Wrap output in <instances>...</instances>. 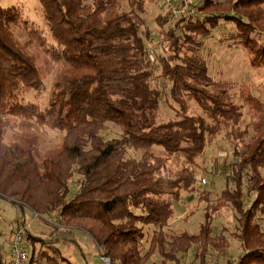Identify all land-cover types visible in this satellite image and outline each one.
Here are the masks:
<instances>
[{"label": "trees", "instance_id": "trees-1", "mask_svg": "<svg viewBox=\"0 0 264 264\" xmlns=\"http://www.w3.org/2000/svg\"><path fill=\"white\" fill-rule=\"evenodd\" d=\"M39 1L50 39L18 7H0V198L58 213L60 225L84 230L113 264H180L191 251L204 264L211 247L229 242L213 223L231 207L244 251L237 264H264V101L212 76L203 55L220 29L217 41L264 65V0H202L197 17L177 22L158 13L164 45L154 58L141 29L155 0ZM28 45L58 64L46 102ZM155 66L169 81L168 119L152 85ZM110 125L117 136L103 135ZM37 128L61 133L60 148L43 154ZM220 137L229 154L201 174L219 185L201 189L199 160ZM74 174L82 179L73 193ZM188 193L214 194L216 203L204 208L197 233L170 234L174 203Z\"/></svg>", "mask_w": 264, "mask_h": 264}, {"label": "rangeland", "instance_id": "rangeland-1", "mask_svg": "<svg viewBox=\"0 0 264 264\" xmlns=\"http://www.w3.org/2000/svg\"><path fill=\"white\" fill-rule=\"evenodd\" d=\"M11 6L18 7L22 14L35 22L50 39V31L45 24L39 0H0L1 8H8ZM166 10L167 8L163 0H155L153 3L147 5L144 15L146 22L141 29V33L149 45L150 55L152 58H154L157 54H163V28L157 25L154 19L158 13L166 15ZM167 27L168 25L166 28ZM13 29L18 39L24 44L27 37L21 30H18L17 28ZM221 32L222 31L220 29L214 30L212 35L208 37L206 46L203 49V55L209 65L210 74L217 78L232 81L237 85L243 84L245 87L249 86L252 94L260 97L264 101V65H252L246 51L243 48H229L217 41V38L221 36ZM262 42L264 43V35L262 36ZM27 49L32 54L39 67L41 78L44 82V91L39 95L43 99L41 102H46L45 99H47L50 93L58 64L45 54L38 46L28 45ZM152 85L161 93V117L164 119L173 117L174 111L169 104L170 99L168 100L169 81L162 77L161 69L158 66H155L154 69V79L152 80ZM37 96L38 94L35 95L34 92H29L26 94L25 98L31 101H36L38 100ZM193 111L200 112V110L197 109H193ZM247 121L248 117L245 116V123ZM33 132L37 135L38 143L40 145L39 147L43 154L60 148L62 135L58 131L47 128H37L34 129ZM102 133L105 137L117 136V134L120 133V129L116 126L110 125V127ZM229 151V146L222 137L217 140L216 144L207 149L204 156L199 160L200 169L198 174L199 183L202 181L199 185L201 189L205 187L207 188L210 185H219L218 180H214L213 176H203L201 174H204V170L208 171L216 159L221 161L224 157H226L229 154ZM81 179L80 175H73L71 180L73 193L79 186ZM214 196V194L202 195L200 193H188L184 197V203L175 202L174 204L177 217L171 221L167 232L171 234L187 230L190 234L197 233L199 230V224L203 221L204 208L209 205L214 206L216 203ZM232 210L233 209L231 207H228L220 214L215 213L216 218L213 223V230L215 234L221 232L225 233L229 242L223 248L211 247L208 252V260L204 264H237L238 255L243 254L244 251L241 249L239 240L232 233L237 231L236 219ZM189 212H191L190 220H188V222L181 221L180 218H184L186 214H189ZM23 219L31 222L29 230L33 235H37L41 232L38 237L30 236L29 233L28 237L23 240V246L30 251L31 257L33 254L32 248L36 245V252L33 255L32 261L34 260V257L36 260L33 261V264H57L59 253L63 256V264H102L101 252L98 248L96 249V246L92 243V239H90V237H84V242L77 241V244L73 243L68 246L65 245L64 248L61 247L60 249H57L59 248L58 245L55 248L52 244H50V239L53 238L54 235H57L59 229H61V227H58L59 225L53 224H60L58 213L55 212L51 216L38 215L27 207L23 209L22 207L13 205L2 198H0V264H6L10 259L9 247L7 244H2V242L7 243L11 240L14 231L19 226L18 221L21 222ZM260 222L261 228L264 230V217L260 220ZM51 226L53 228L55 226L56 230L48 231ZM79 234H82L81 231H75L76 236ZM147 240L148 239L143 242L144 249H147L148 247ZM85 241L90 242L89 246H91L93 250L87 247ZM85 249L86 251L84 252L83 250ZM68 260H72V262ZM153 260L158 261V257L154 256ZM180 261V264L199 263L196 260L193 251L185 256L182 255Z\"/></svg>", "mask_w": 264, "mask_h": 264}, {"label": "built area", "instance_id": "built-area-1", "mask_svg": "<svg viewBox=\"0 0 264 264\" xmlns=\"http://www.w3.org/2000/svg\"><path fill=\"white\" fill-rule=\"evenodd\" d=\"M167 14L173 22H177L179 18L185 19L197 17L200 14V4L202 0H163ZM19 222V223H18ZM18 228L14 231L9 242H2L9 247V261L6 264H30L31 256L23 246V240L28 237L31 222L23 219L18 221ZM102 264H113L110 256L105 250L100 249Z\"/></svg>", "mask_w": 264, "mask_h": 264}, {"label": "crops", "instance_id": "crops-1", "mask_svg": "<svg viewBox=\"0 0 264 264\" xmlns=\"http://www.w3.org/2000/svg\"><path fill=\"white\" fill-rule=\"evenodd\" d=\"M53 224H56V225H59L58 227H61V229H59V231H58V234L57 235H54L53 236V238H51L50 239V244H52L53 245V247H55L56 248V246L58 245L59 246V248H57V249H60L61 247H65V245L66 246H68L69 244H77V241H83L84 242V240H85V238L84 237H90V239H92V237L88 234V233H86L84 230H82V229H79V228H72L71 230H67V229H65V227L64 226H62V225H60V224H57V223H53ZM52 227V226H51ZM49 227V229H48V231L49 230H52V231H54V230H56V227L54 226V228L52 227ZM30 231V230H29ZM51 231V232H52ZM75 231H78V232H80L81 231V233L82 234H79L78 236H76L75 235ZM39 234H41V232L40 233H38L37 235H33L31 232H30V235H33V236H36V237H38L39 236ZM84 235V236H83ZM86 242V244H87V247H89L91 250H93V248L91 247V246H89V244H90V242L88 241H85ZM92 243L96 246V249L98 248L99 249V251H100V248L97 246V244L95 243V241L92 239ZM35 248H36V245H35ZM58 251V250H57ZM84 252L86 251V249L85 250H83ZM59 252V251H58ZM91 255V254H90ZM95 256V255H94ZM62 255H60V253H59V258H58V260H57V264H63V262H62ZM65 258V257H64ZM36 259H35V257H34V260L33 261H35ZM68 261H71L72 262V260H68ZM31 264H33V262L31 263ZM73 264V263H72Z\"/></svg>", "mask_w": 264, "mask_h": 264}]
</instances>
